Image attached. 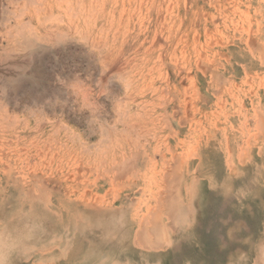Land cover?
I'll list each match as a JSON object with an SVG mask.
<instances>
[{
  "label": "rangeland",
  "instance_id": "374dc122",
  "mask_svg": "<svg viewBox=\"0 0 264 264\" xmlns=\"http://www.w3.org/2000/svg\"><path fill=\"white\" fill-rule=\"evenodd\" d=\"M0 9V221L28 213L43 237L15 264H88L87 251H103L98 264H264V0H0ZM27 36L34 50L18 47ZM162 165L174 172L168 208ZM86 203H130L127 220L171 226L154 249L132 243L136 225L127 247L119 230L110 237L120 242L88 250L47 229L55 223L43 208L67 221Z\"/></svg>",
  "mask_w": 264,
  "mask_h": 264
},
{
  "label": "bare ground",
  "instance_id": "6f19581e",
  "mask_svg": "<svg viewBox=\"0 0 264 264\" xmlns=\"http://www.w3.org/2000/svg\"><path fill=\"white\" fill-rule=\"evenodd\" d=\"M38 1V0H37ZM38 4H39V2H38ZM40 6H42V5H40ZM185 6V5H184ZM36 7V6H35ZM159 9V8H158ZM73 10V9H72ZM168 10V9H167ZM0 11H1V9H0ZM28 11V10H27ZM39 11V10H38ZM6 12V11H5ZM35 13H37V12H35ZM44 13V12H43ZM74 13V12H73ZM114 13V12H113ZM51 14V13H50ZM161 15V14H160ZM131 16V15H130ZM59 17V16H58ZM96 17H98V16H96ZM38 21V20H37ZM22 23V22H21ZM191 23V22H190ZM23 24V23H22ZM38 24V23H37ZM48 25V24H47ZM47 25H45L44 26V28H46V26ZM72 25V24H71ZM162 25V24H161ZM191 25V24H190ZM21 26V25H20ZM29 26V25H28ZM76 26H78V25H76ZM31 27V26H30ZM51 27V26H50ZM49 27V28H50ZM48 28V27H47ZM84 28V27H83ZM20 29L21 28H19V31H20ZM36 29V28H35ZM51 30H48L49 32L50 31H52V28H50ZM56 29V28H55ZM60 29V28H59ZM63 29V28H62ZM70 29H72L71 27H70ZM22 31V30H21ZM55 31H57L56 32V35H57V37L56 38H58V42H61V44L62 43H65V45H67V41L66 42H63V40L65 41L66 39L64 38L63 39V36H64V34L65 33H63L62 32V30L60 31V30H55ZM64 31V30H63ZM82 31V30H81ZM85 31V30H84ZM83 31V32H84ZM52 32H54V30L52 31ZM71 32H72V30H71ZM70 31H69V33H71ZM75 32H76V30H75ZM14 33V32H13ZM21 32H19L18 33V35H20V36H22L21 34H20ZM58 33V34H57ZM107 33V32H106ZM155 33V32H154ZM17 34V33H16ZM23 34V36H25V33L23 32L22 33ZM72 34V33H71ZM169 34V33H168ZM52 35H54V33H52ZM14 36V35H13ZM43 35H41L40 37H42ZM49 36V35H48ZM68 36V35H67ZM72 36V35H71ZM88 36V35H87ZM100 36V35H99ZM157 36V35H156ZM182 36V35H181ZM64 37H66V36H64ZM74 37V36H73ZM76 37V36H75ZM82 37V36H81ZM80 37V38H81ZM91 37V36H90ZM155 37V36H154ZM12 38V37H11ZM23 38V37H22ZM45 38V37H44ZM85 38H87V37H85ZM92 38V37H91ZM168 38V37H167ZM180 38V37H179ZM15 39V38H14ZM21 39V38H20ZM20 39H16V40H18V41H16V43H19V45H18V47H21V48H25V49H27V51H31V50H34L35 49V44H34V42H33V40L32 39H30V37L29 36H27L25 39H22L23 41H19ZM38 39V38H37ZM54 39V38H53ZM68 39L70 40V38L68 37ZM78 39V38H77ZM76 39V40H77ZM88 40H90V41H94V40H92V39H89V38H87ZM157 39V38H156ZM40 40V39H39ZM38 40V41H39ZM194 40V39H193ZM55 41H57L56 39H55ZM90 41H88V43L90 42ZM153 41V40H152ZM164 41V40H163ZM53 42V41H52ZM57 42V43H58ZM70 42V41H69ZM87 42V41H86ZM14 43V42H13ZM36 43V42H35ZM71 43V42H70ZM74 43V42H73ZM78 43V42H77ZM76 43V44H77ZM99 43H100V41H99ZM98 43V44H99ZM87 44V43H86ZM90 44H92V42L90 43ZM17 45V44H16ZM16 45H15V47H16ZM56 45H58V44H56ZM69 45V44H68ZM67 45V46H68ZM73 45V44H72ZM78 45H80V44H78ZM82 45V44H81ZM93 45H94V42H93ZM97 45V44H96ZM63 46V45H62ZM95 46V45H94ZM105 46H106V44H105ZM14 47V48H15ZM17 47V48H18ZM69 47V46H68ZM77 47V46H76ZM75 47V48H76ZM84 47V46H83ZM69 48H71V47H69ZM73 49H74V47H72ZM16 49V48H15ZM19 49V48H18ZM60 49V48H59ZM77 49V48H76ZM79 49H81V48H79ZM183 49V48H182ZM70 50V49H69ZM72 50V49H71ZM22 51V50H21ZM25 51V50H24ZM37 51H40V50H37ZM75 51V50H74ZM107 51V50H106ZM173 51H174V49H173ZM58 52V51H57ZM11 53V52H10ZM26 53H28V52H26ZM37 54V53H36ZM39 55V54H38ZM28 57L30 56V55H27ZM163 56V55H162ZM37 57H40V56H37ZM161 57V56H160ZM7 58V57H6ZM76 58V57H75ZM2 59H4V58H2ZM29 59H30V57H29ZM40 59V58H39ZM129 59V58H128ZM132 59V58H131ZM174 60V59H173ZM3 61V60H2ZM25 61V60H24ZM117 61V60H116ZM80 63V62H79ZM108 63V62H107ZM120 63V62H119ZM124 63V62H123ZM23 64V63H22ZM73 64V63H72ZM111 64V63H110ZM19 65V64H18ZM105 65V64H104ZM163 65V64H162ZM24 66V65H23ZM75 66V65H74ZM82 66H83V64H82ZM107 66V65H106ZM119 66V65H118ZM152 66V65H151ZM3 67V66H2ZM18 67H21V66H18ZM85 67V66H84ZM121 67V66H120ZM119 67V68H120ZM10 68V67H9ZM14 68V67H13ZM15 68H16V66H15ZM74 68H76V67H74ZM108 68V67H107ZM130 68V67H129ZM118 69V68H117ZM21 70V69H20ZM46 70V69H45ZM112 70V69H111ZM119 70V69H118ZM150 70V69H149ZM6 71V70H5ZM71 71H73V70H71ZM120 71V70H119ZM119 71H116V73L117 72H119ZM135 71H137V70H135ZM135 71L133 72V73H135ZM82 72V71H81ZM188 72V71H187ZM115 73V72H114ZM108 74V73H107ZM126 74V73H125ZM109 75V74H108ZM119 75H120V73H119ZM122 75V74H121ZM108 77V76H107ZM119 77V76H118ZM121 77V76H120ZM1 78V77H0ZM46 78H48V77H46ZM74 78V77H73ZM99 78H101V77H99ZM3 79V78H2ZM11 79V78H10ZM72 79V78H71ZM108 79V78H107ZM110 79V78H109ZM12 81V80H11ZM10 81V82H11ZM128 81V80H127ZM126 81V82H127ZM9 82V81H8ZM9 82V83H10ZM111 82V81H110ZM181 82V81H180ZM15 85V84H14ZM46 85V84H45ZM145 85H146V83H145ZM8 86V85H7ZM18 86V85H17ZM106 87V86H105ZM82 91V90H81ZM138 91H140V90H138ZM7 92V91H6ZM9 93H10V91H9ZM37 94V93H36ZM40 94V93H39ZM50 94V93H49ZM28 95V94H27ZM26 95V97H28ZM30 95V94H29ZM32 95V94H31ZM54 95V94H53ZM24 97V96H23ZM41 97V96H40ZM44 97V96H43ZM55 97H57V96H55ZM60 97H62V96H60ZM29 98L32 100V98L29 96ZM34 98V97H33ZM64 98H65V96H64ZM7 99V98H6ZM28 99V98H27ZM50 99V98H49ZM54 99V98H53ZM65 99H67V98H65ZM64 99V100H65ZM120 99V98H119ZM122 99V98H121ZM133 99V98H132ZM39 100V99H38ZM42 101V100H41ZM40 101V102H41ZM68 102V101H67ZM164 102V101H163ZM98 103V102H97ZM145 103V102H144ZM58 105V104H57ZM141 106V105H140ZM173 110V109H172ZM176 110V109H175ZM261 112V111H260ZM129 118V117H128ZM263 117H261V119H262ZM127 119V118H126ZM258 120H259V118H258ZM256 123H258V122H256ZM6 124V123H5ZM8 124V123H7ZM139 124V123H138ZM259 124H260V122H259ZM261 126V125H260ZM263 126V125H262ZM116 127V126H115ZM55 129H57V128H55ZM260 131V130H259ZM256 132V131H255ZM262 132V131H261ZM54 133V132H53ZM255 135V134H254ZM116 136V135H115ZM117 137V136H116ZM124 137H126V136H124ZM158 139V138H157ZM247 142V141H246ZM108 143V142H107ZM45 144H46V142H45ZM106 145V144H105ZM103 151V150H102ZM47 153V152H46ZM123 160H125V159H123ZM129 160V159H128ZM164 161V160H163ZM117 163V162H116ZM126 163V162H125ZM162 163H164V162H162ZM78 164V163H77ZM115 164V163H114ZM122 165H124V164H122ZM228 167V166H227ZM162 168L163 169H161L162 170V176H161V178L160 179H163V176H164V174H165V176H164V178H165V180H163V181H165V185L166 186H164V187H162V188H165V190L164 191H162V193H163V199L161 198V200L160 201H163V200H166V207L168 206V204L169 203H171V202H173L174 203V190L171 192V185H170V178H171V176H172V180H173V174H174V172L172 171V170H166L165 169V167L162 165ZM185 168V167H184ZM233 168V167H232ZM77 170V169H76ZM186 170V169H185ZM102 171V170H101ZM132 173V172H131ZM187 174V173H186ZM181 175V174H180ZM69 176V175H68ZM179 176V175H178ZM178 176H176V177H178ZM28 177V176H27ZM75 177V176H74ZM151 177V176H150ZM32 178H34V177H32ZM153 178V177H152ZM151 179V178H150ZM188 179V178H187ZM35 180H36V178H35ZM112 180V179H111ZM145 180V179H144ZM178 180H179V178H178ZM44 181V180H43ZM148 181H149V179H148ZM152 181H153V179H152ZM160 181V180H159ZM180 181V180H179ZM21 182V181H20ZM33 182V181H32ZM112 182V181H111ZM182 182V181H181ZM42 183V182H41ZM40 183V184H41ZM155 183V182H154ZM184 183H185V181H184ZM187 183V182H186ZM177 184H178V181H177ZM182 184V183H181ZM122 185V184H121ZM121 185H119V186H121ZM150 185V184H149ZM163 185V184H162ZM186 185V184H185ZM190 185V184H189ZM123 186V185H122ZM188 186V185H187ZM180 187V186H179ZM186 187V186H185ZM185 187H184V189H185ZM121 188V187H120ZM181 188V187H180ZM193 188H195V187H193ZM26 189V188H25ZM149 189H150V187H149ZM191 190H192V188H190ZM180 190V189H179ZM189 190V189H188ZM64 191H65V189H64ZM85 191V190H84ZM159 191V190H158ZM196 191V190H195ZM26 192H27V190H26ZM179 192V191H178ZM85 193V192H84ZM83 193V194H84ZM159 193V192H158ZM180 193V192H179ZM27 194V193H26ZM153 194V193H152ZM193 194V193H192ZM37 195V194H36ZM81 195V194H80ZM96 195V194H95ZM33 196V195H32ZM90 196H93V194L92 195H90ZM89 196V197H90ZM97 196V195H96ZM170 196V197H169ZM188 196H189V194H188ZM192 196V195H191ZM27 197V196H26ZM72 197V196H71ZM124 197V196H123ZM128 197V196H127ZM172 197V198H171ZM181 197V196H180ZM94 198V197H93ZM98 198V197H97ZM97 198H96V200H97ZM118 198V197H117ZM189 198V197H188ZM191 198V197H190ZM42 199V198H41ZM115 199V198H114ZM156 199L158 200V197H156ZM107 200V199H106ZM106 200H104V201H106ZM169 201V203H168V201ZM180 200V199H179ZM92 201V200H91ZM103 201V200H102ZM112 201V200H111ZM62 202V201H61ZM124 202V201H123ZM179 202V201H178ZM113 203V202H112ZM63 204V203H62ZM130 203H125L124 205H120V206H117V207H115V206H113L112 204L111 205H108L107 207H104V206H100V205H98V206H96V205H93V204H91V203H86V204H84L83 206L85 207V208H83V207H81L80 209H77L76 211H74V212H71L70 214H68V215H70V216H68V218H66L67 219V221L66 220H64V219H62V217L60 216V215H55V214H51L52 212L51 211H47L49 208H43L44 210H42V211H44L43 213H44V216H46L45 218L47 219V217H50V215H52V219H53V221H54V223L55 224H52L51 226H48L47 227V229L48 230H52V229H56V228H60V229H62V230H64L65 232H68V233H70V235H71V239H73L72 241L74 242V243H80V244H82V245H84V246H86V248H87V250L88 249H92V245L94 244L93 242H97L98 241V243H96V244H98L99 246H102V245H107V244H113L114 242H117V241H119L120 242V240H121V238H116L115 240H112V238L110 237V234L112 233V231L113 232H118L119 230L120 231H124L125 232V235H123L125 238H126V236H128L129 237V235H130V233H131V231H133V228H134V226L136 225V228L134 229V231H133V234H134V237L132 238V243H134V245L136 244V245H139V246H141V247H143L144 249H154V248H157V247H160L162 244H160L161 242H164V241H162V240H165V237H166V233H167V226H171V225H167V222H158V221H156V219H154V221H153V219L152 220H147V219H145L144 220V222H143V220H142V218L140 217V219L138 220V221H135V220H127L126 218H124V215H125V213L127 212V209L129 208V205ZM182 204V203H181ZM60 205V204H59ZM76 205V204H75ZM153 205V204H152ZM156 205V204H155ZM28 206V205H27ZM150 206V205H149ZM154 206V205H153ZM181 206V205H180ZM169 207V206H168ZM167 207V208H168ZM61 208H62V206H61ZM149 208H151V207H149ZM155 208V207H154ZM153 208V209H154ZM75 209H76V207H75ZM139 210V209H138ZM154 211V210H153ZM152 211V212H153ZM194 211V210H193ZM130 212V211H129ZM135 212V211H134ZM134 212H133V214H134ZM141 212V211H140ZM151 211H149V213H150ZM180 212V211H179ZM146 213V212H145ZM122 214H124L123 216H122ZM136 214H137V212H136ZM54 215V216H53ZM166 215H168V214H166ZM189 215V214H188ZM140 216V215H139ZM169 216H170V213H169ZM168 216V217H169ZM116 217V218H115ZM118 217V218H117ZM176 217V216H175ZM178 217V216H177ZM170 218V217H169ZM112 219H116V220H112ZM138 219V218H137ZM177 221V220H176ZM172 222V221H171ZM150 224V225H149ZM172 224V223H171ZM47 225H48V223H47ZM125 226H127L128 228H124ZM153 227V228H152ZM178 227V226H177ZM152 228V229H151ZM173 228V227H172ZM155 229H158L157 231L155 230ZM169 230V229H168ZM128 234V235H127ZM40 238L42 239L43 237H42V235L40 234V233H38V239L36 240V241H38V240H40ZM162 239V240H161ZM53 241H54V243H57L59 246H61V240H59L58 238H53L52 239ZM123 241H126V244H125V247H127L128 245H129V239H122ZM95 245V244H94ZM92 246V247H91ZM101 249H103V248H101ZM35 252H39L38 251V249H36V251ZM100 253H98V255L97 256H89L90 255V252H86L85 254H83L82 255V259H84V260H86V261H88V260H93L94 259V261H90L88 264H98L99 262H101V261H103V259L104 258H106L104 255V253H103V251H99ZM70 254H69V259L68 260H70V259H72V257H76V258H78L77 256H78V248L76 249V244L75 245H73V247H72V250L69 252ZM40 253H38V255H39ZM77 254V255H76ZM61 255H63V253L61 252ZM21 256H23V255H21ZM17 257H19V256H17ZM25 257H27V256H25ZM74 257V258H75ZM15 258V257H14ZM73 258V259H74ZM96 260V261H95ZM16 263V259H13V264H15ZM256 263H258V261L256 262ZM26 264V263H25ZM111 264H119V263H117V262H113V263H111ZM251 264H252V262H251Z\"/></svg>",
  "mask_w": 264,
  "mask_h": 264
},
{
  "label": "clouds",
  "instance_id": "9594fccd",
  "mask_svg": "<svg viewBox=\"0 0 264 264\" xmlns=\"http://www.w3.org/2000/svg\"><path fill=\"white\" fill-rule=\"evenodd\" d=\"M40 230L39 222L24 212L17 214L15 224L0 221V264H13L14 257L36 251L34 241Z\"/></svg>",
  "mask_w": 264,
  "mask_h": 264
}]
</instances>
